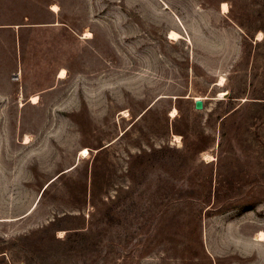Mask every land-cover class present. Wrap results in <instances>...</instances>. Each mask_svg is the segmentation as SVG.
<instances>
[{"label": "rangeland", "instance_id": "obj_1", "mask_svg": "<svg viewBox=\"0 0 264 264\" xmlns=\"http://www.w3.org/2000/svg\"><path fill=\"white\" fill-rule=\"evenodd\" d=\"M261 231L264 0H0V264H264Z\"/></svg>", "mask_w": 264, "mask_h": 264}, {"label": "trees", "instance_id": "obj_2", "mask_svg": "<svg viewBox=\"0 0 264 264\" xmlns=\"http://www.w3.org/2000/svg\"><path fill=\"white\" fill-rule=\"evenodd\" d=\"M226 118V117H224ZM169 149L167 147H159V148H153L149 151L143 150L142 152L136 154L135 156L132 157L130 161V170L135 171L139 168H144L148 165H151L152 163L159 161L163 159L165 156H167V152ZM104 219L106 222L113 223L116 220L114 216H112L109 211L105 212L103 215ZM77 233L78 235H83L79 232H74ZM76 234V235H77Z\"/></svg>", "mask_w": 264, "mask_h": 264}, {"label": "bare ground", "instance_id": "obj_3", "mask_svg": "<svg viewBox=\"0 0 264 264\" xmlns=\"http://www.w3.org/2000/svg\"><path fill=\"white\" fill-rule=\"evenodd\" d=\"M222 9H223V12H226L227 11V5L226 4H222ZM52 10L56 11L57 10V6L53 4L52 5ZM169 33H170L169 37L172 38V39L180 38V34L178 32H176V31H170ZM63 73L64 72L62 71L61 75L59 76V78L63 75ZM223 82H224V78L222 77V78H220L218 85H222ZM197 99H199V97L195 98V100H197ZM37 100H38V96L37 95H33V96L30 97L29 101L34 104V103L37 102ZM172 113H173V111H172ZM176 138L178 139L179 137L177 136ZM84 152H87V149L84 148ZM255 240L263 241L264 240V231L259 232Z\"/></svg>", "mask_w": 264, "mask_h": 264}, {"label": "water", "instance_id": "obj_4", "mask_svg": "<svg viewBox=\"0 0 264 264\" xmlns=\"http://www.w3.org/2000/svg\"><path fill=\"white\" fill-rule=\"evenodd\" d=\"M194 108L196 110H201L203 109V101L201 99H197L194 101Z\"/></svg>", "mask_w": 264, "mask_h": 264}]
</instances>
